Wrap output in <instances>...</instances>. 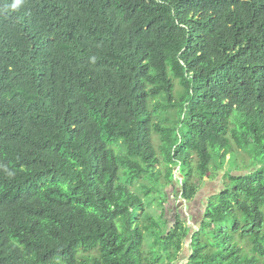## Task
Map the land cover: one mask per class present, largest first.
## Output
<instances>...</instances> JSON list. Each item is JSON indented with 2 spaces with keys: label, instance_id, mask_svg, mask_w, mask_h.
<instances>
[{
  "label": "trees",
  "instance_id": "obj_1",
  "mask_svg": "<svg viewBox=\"0 0 264 264\" xmlns=\"http://www.w3.org/2000/svg\"><path fill=\"white\" fill-rule=\"evenodd\" d=\"M215 175L195 228L147 209L142 182L191 205ZM187 240L182 264H264V0H0V264Z\"/></svg>",
  "mask_w": 264,
  "mask_h": 264
},
{
  "label": "rangeland",
  "instance_id": "obj_2",
  "mask_svg": "<svg viewBox=\"0 0 264 264\" xmlns=\"http://www.w3.org/2000/svg\"><path fill=\"white\" fill-rule=\"evenodd\" d=\"M177 87V85L175 84ZM173 113V111H171ZM153 143L156 146L158 144V136L157 134L153 135ZM243 160V164L248 163V159L245 155H238V164L239 166H242L243 164L240 163V161ZM211 167V166H210ZM173 185L177 187L180 183L179 176L177 169L173 170ZM218 175V174H217ZM222 179V176L217 177L216 175L213 176L210 180H205L204 182H200L198 180L195 181V185L197 187V193L195 194V198H199V200L196 203H193L191 205H187L182 200L179 201V198L176 197V195H173L172 193L168 192V196L166 197L165 193L160 191V189L155 186V184H150L148 181L142 182L143 185L146 187H152L150 190V206L147 209L152 215L157 216L160 214L162 209L167 210L166 214L169 215L170 212L172 213H180L185 216V220H183L184 225L192 226V228H195V224L198 221V215L201 213L200 210L202 209L201 204L203 203L204 199L211 197L213 194H217L218 191L221 188L220 181ZM143 199V198H142ZM144 201V199H143ZM162 202V205L160 204ZM176 207V208H175ZM186 213L189 215H194L195 220L188 219L186 216ZM153 246L150 243H147L145 245V251L152 249ZM180 257L177 258L175 263L173 264H182L184 262V259L187 258L189 255V246H188V240L187 243L185 242L183 244L182 251L180 252Z\"/></svg>",
  "mask_w": 264,
  "mask_h": 264
}]
</instances>
